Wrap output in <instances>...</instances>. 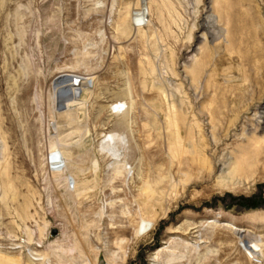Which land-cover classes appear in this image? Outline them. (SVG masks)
I'll list each match as a JSON object with an SVG mask.
<instances>
[{
	"label": "rangeland",
	"instance_id": "obj_1",
	"mask_svg": "<svg viewBox=\"0 0 264 264\" xmlns=\"http://www.w3.org/2000/svg\"><path fill=\"white\" fill-rule=\"evenodd\" d=\"M263 107L264 0H0V264H264Z\"/></svg>",
	"mask_w": 264,
	"mask_h": 264
},
{
	"label": "bare ground",
	"instance_id": "obj_2",
	"mask_svg": "<svg viewBox=\"0 0 264 264\" xmlns=\"http://www.w3.org/2000/svg\"><path fill=\"white\" fill-rule=\"evenodd\" d=\"M146 8L145 7H143L141 10H139V11H137L136 13H135V17H136V19H138V20H144L145 19V17H146ZM61 83H65L64 85H65V87H63V86H60L61 85ZM85 83H86V81L85 80H83V79H78V80H71V81H67V80H65V81H58L57 82V84H58V86H59V88H60V90L61 89H63V88H65L66 90H67V93H68V95H70V96H68V99L69 100H67L66 101V98L65 99H62V100H60L61 102H62V106L63 105H65V103L66 104H69V102L68 101H72V100H74L75 98H77L80 94H81V91L83 90V88L85 87ZM61 87H63V88H61ZM59 98H61V97H59ZM66 101V102H65ZM60 104V103H59ZM120 103H116V105H119ZM264 108V107H263ZM262 118H264V110H263V116H262ZM262 122H264V119L262 120ZM111 137H112V135H111ZM261 142H264V141H259L258 143H261ZM56 150V149H55ZM109 150H111V148H109ZM117 152V151H116ZM118 153V152H117ZM247 157V156H246ZM237 160V159H236ZM246 163H245V162ZM243 162H239V161H236L235 163H234V168H233V170H232V174H235L236 173V171H242V170H244V171H246L247 170V172H249L248 171V169L250 168V170L252 171V170H256V168L259 166V164L261 163V161L260 160H258V159H255V160H253V161H250L248 158L247 159H245ZM51 162H52V164L53 165H62L63 164V161L61 160V158H60V154H59V152L58 151H53L52 153H51ZM222 163V162H221ZM226 163V162H225ZM233 163V162H232ZM223 165V164H222ZM232 166V165H231ZM230 166V167H231ZM246 166H248L249 168L247 169L246 168ZM64 168L65 167H63V168H57V169H59V171L60 170H64ZM231 173V172H230ZM233 176V175H232ZM150 225H151V222L150 221H147V220H143V222H142V224H141V226L139 227V234H144V233H147L148 231H149V229H150ZM237 230H239V233L241 234L240 236H241V240H242V245H243V247L245 248V249H248V250H250V252L252 251L253 252V247L256 245L254 242H253V240L252 239H250V237L245 233V231H246V229H241V228H238V227H235ZM249 232V231H248ZM256 250V249H255ZM261 250V249H260ZM260 250H259V252H260ZM251 252V253H252ZM256 253H258V252H256ZM255 253V254H256ZM36 255V254H35ZM37 256H39V255H37ZM174 258V257H173ZM33 260H45V258L44 257H33L32 258ZM172 259V258H171ZM177 259V258H176ZM175 260V259H174ZM44 264H50L49 262H43Z\"/></svg>",
	"mask_w": 264,
	"mask_h": 264
},
{
	"label": "water",
	"instance_id": "obj_3",
	"mask_svg": "<svg viewBox=\"0 0 264 264\" xmlns=\"http://www.w3.org/2000/svg\"><path fill=\"white\" fill-rule=\"evenodd\" d=\"M60 76H62V75H60ZM59 78V77H58ZM58 232H57V230H55L54 232H53V234L55 235V234H57Z\"/></svg>",
	"mask_w": 264,
	"mask_h": 264
}]
</instances>
